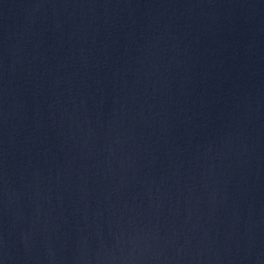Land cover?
<instances>
[{
  "label": "water",
  "instance_id": "95a60500",
  "mask_svg": "<svg viewBox=\"0 0 264 264\" xmlns=\"http://www.w3.org/2000/svg\"><path fill=\"white\" fill-rule=\"evenodd\" d=\"M0 264H264V0H0Z\"/></svg>",
  "mask_w": 264,
  "mask_h": 264
}]
</instances>
